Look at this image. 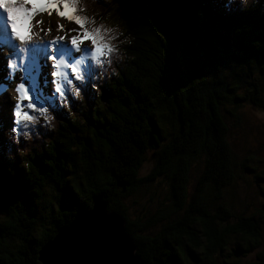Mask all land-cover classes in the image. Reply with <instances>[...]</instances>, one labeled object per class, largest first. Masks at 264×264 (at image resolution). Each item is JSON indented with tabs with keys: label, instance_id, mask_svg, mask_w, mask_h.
Returning <instances> with one entry per match:
<instances>
[{
	"label": "trees",
	"instance_id": "obj_1",
	"mask_svg": "<svg viewBox=\"0 0 264 264\" xmlns=\"http://www.w3.org/2000/svg\"><path fill=\"white\" fill-rule=\"evenodd\" d=\"M77 7L89 28L108 27L113 51L92 62L80 94L74 79L53 107L37 106L33 121L9 130V142L0 132V264H41V248L81 213L66 190L90 210L100 200L120 215L141 264H242L262 247L263 230L226 201L237 165L227 118L247 103L264 111V0ZM175 59L186 67L178 76ZM149 160L153 168L141 175ZM159 180L168 207L131 218L126 201ZM257 257L264 264V253Z\"/></svg>",
	"mask_w": 264,
	"mask_h": 264
},
{
	"label": "snow or ice",
	"instance_id": "obj_2",
	"mask_svg": "<svg viewBox=\"0 0 264 264\" xmlns=\"http://www.w3.org/2000/svg\"><path fill=\"white\" fill-rule=\"evenodd\" d=\"M234 2L235 0H218V3L226 8H230ZM77 3L78 0H0V66L5 68L7 81L11 82L14 79L19 81L14 85L18 99L10 108V126L13 133L18 131L16 126L22 121L31 122L34 120L30 113L37 110L41 101L48 103L50 100L49 107H53L56 103L55 95L45 99L39 77H44L45 84L53 83L48 79L49 76L62 77L70 85L73 82L72 79L68 78V73L60 70L70 68L71 76L75 80L90 79L95 71L92 62L96 65L102 64L103 57L113 51L112 45L108 43L111 37L106 38L104 36V32L107 30L103 27H87L89 23L87 17L77 14L80 11ZM53 10L59 17L66 18L78 25V29L69 30L78 32V34L70 37V47L68 44L59 43V41L64 40L63 36L54 38L51 42H31L34 35L31 31L33 18L39 13L46 12L50 15ZM40 23L41 21H36V24ZM25 25H27L28 34L21 30ZM58 29L63 30V25L58 24ZM85 40L90 42L91 47H81ZM5 47L9 53L7 57L3 56ZM185 70V65L179 59L173 61L171 71L174 75L178 76ZM15 73H19V76H15ZM7 87V83L3 85L5 91ZM54 91L62 99L65 97L66 89L61 84L56 83ZM75 91L78 95L79 85ZM25 101H27L26 107L30 111L23 110V102ZM38 110L41 113L47 111L42 106ZM64 196L69 204H75L79 207L82 219H89L93 215L90 209L79 201L71 190H66ZM102 207L101 205L97 213H102ZM68 239L70 236L66 235L54 238L51 241V247L55 249ZM110 264H122V262L114 260Z\"/></svg>",
	"mask_w": 264,
	"mask_h": 264
},
{
	"label": "rangeland",
	"instance_id": "obj_3",
	"mask_svg": "<svg viewBox=\"0 0 264 264\" xmlns=\"http://www.w3.org/2000/svg\"><path fill=\"white\" fill-rule=\"evenodd\" d=\"M80 11H82L81 7ZM42 14L48 13H39L34 17L35 19H33L35 21L39 19L41 23L37 24L32 31L34 35L32 36L31 42H51L54 38L63 36L64 40L59 41V43L68 44L70 47V37L78 34V32L69 30L78 29V25L74 22L68 21L66 18L59 17L55 10H53L50 15L48 14L45 20H42V18L39 17ZM77 14L79 15V12ZM58 24L63 25V30L58 29ZM111 25H109V27ZM103 28L107 29L108 27ZM48 29H50V31H47ZM53 29L58 30L60 34H57L56 32L54 34L51 32ZM25 34H28L27 29ZM104 34H107V31H105ZM85 46L91 47L90 42L85 40L81 44V47L83 48ZM8 54V49L5 47L3 49V56L7 57ZM49 63L51 62L49 61ZM60 70L68 73V78L72 79L74 82V78L71 76L70 68ZM15 76H19V73H15ZM38 79L40 80L45 99L51 95H58L54 91L56 83L61 84V86L65 87V89L67 88V81L62 77L49 76L48 79L53 81V83L48 84L44 83L43 76ZM87 79L88 78L78 81V85L79 83L81 85H86ZM18 82L19 81L16 79L11 82L7 81L5 68L0 66V132L2 133V138L4 140L8 139L9 130L13 132L10 126V108L11 105H13L18 99V93L14 87V85ZM6 83L8 87L5 91L3 89V85ZM261 84L264 90V80H261ZM76 87L77 85H75L73 90L74 95H77L75 91ZM71 100L73 101V98H71ZM68 101L70 102V99H68ZM23 104V110L27 111V101L23 102ZM41 106H46V103L41 101V104L38 105V107ZM228 109H230V106H228ZM236 116L237 118H232L230 116L227 118V124L230 128L229 141L237 162L234 169L236 181L232 187L226 189L225 197L226 201H229L230 204L234 206L237 213H244L246 216L253 217L259 222L261 229L263 230L262 247L253 255L241 260L242 264H257V256L264 253V216L260 214L261 206L264 204V111L247 103L243 104L242 107L237 110ZM19 125L16 127L19 128ZM9 140L10 139L7 141L9 142ZM153 165L152 161H147L140 171L141 175L148 174L153 168ZM202 167L203 165L200 161L198 163L196 162L190 170V184L188 187L190 192L193 190L194 185L201 175ZM168 198L169 188L167 182L159 180L147 189L140 190L134 197L126 201V204L129 207V215L131 218L143 215L148 216L160 208H167L169 204V201H167ZM46 223H48V220ZM156 230L157 229H154L153 233H155ZM234 246V243H232L229 248L232 249Z\"/></svg>",
	"mask_w": 264,
	"mask_h": 264
},
{
	"label": "water",
	"instance_id": "obj_4",
	"mask_svg": "<svg viewBox=\"0 0 264 264\" xmlns=\"http://www.w3.org/2000/svg\"><path fill=\"white\" fill-rule=\"evenodd\" d=\"M102 207V213H97ZM264 212V204L261 206ZM89 219L81 213L54 237L70 236L66 242L51 247L50 240L38 252L41 264H141L136 256L137 247L125 230V221L116 212H109L107 205L96 201ZM53 238V239H54Z\"/></svg>",
	"mask_w": 264,
	"mask_h": 264
},
{
	"label": "bare ground",
	"instance_id": "obj_5",
	"mask_svg": "<svg viewBox=\"0 0 264 264\" xmlns=\"http://www.w3.org/2000/svg\"><path fill=\"white\" fill-rule=\"evenodd\" d=\"M47 15H48V14H42V15H40L39 17L42 18V20H45L46 17H47ZM33 19H35V18H33ZM38 20H39V19H38ZM31 23L33 24V27H32V29H31V31H33L34 28H35V26H36L37 24H36V21H35V20H32ZM26 29H27V26L25 25V27L22 28L21 30L24 31V32H26ZM51 32H53L54 34H55V32H56L57 34H60L59 31L56 30V29H53ZM53 33H52V34H53Z\"/></svg>",
	"mask_w": 264,
	"mask_h": 264
}]
</instances>
